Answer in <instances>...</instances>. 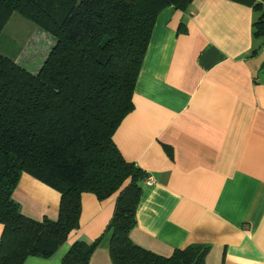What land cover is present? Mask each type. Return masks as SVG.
Wrapping results in <instances>:
<instances>
[{
    "label": "crops",
    "instance_id": "crops-1",
    "mask_svg": "<svg viewBox=\"0 0 264 264\" xmlns=\"http://www.w3.org/2000/svg\"><path fill=\"white\" fill-rule=\"evenodd\" d=\"M264 0H193L157 15L133 91V110L113 142L152 181L142 184L139 246L168 256L209 245L205 264H264ZM258 31V32H256ZM256 32V33H255ZM117 194H81L79 226L49 259L105 232ZM21 212L55 220L60 193L22 173L13 192ZM2 225L0 223V235ZM109 234L88 264H113Z\"/></svg>",
    "mask_w": 264,
    "mask_h": 264
},
{
    "label": "trees",
    "instance_id": "trees-1",
    "mask_svg": "<svg viewBox=\"0 0 264 264\" xmlns=\"http://www.w3.org/2000/svg\"><path fill=\"white\" fill-rule=\"evenodd\" d=\"M192 1L0 0V33L16 12L55 40L36 73L0 53V264L52 258L79 226L83 192L99 200L117 194L113 214L102 236L73 242L61 264H88L107 234L113 264H205L208 244L164 256L131 239L147 173L113 142L133 110L157 15ZM22 173L60 193L55 220L21 212L13 192Z\"/></svg>",
    "mask_w": 264,
    "mask_h": 264
},
{
    "label": "rangeland",
    "instance_id": "rangeland-1",
    "mask_svg": "<svg viewBox=\"0 0 264 264\" xmlns=\"http://www.w3.org/2000/svg\"><path fill=\"white\" fill-rule=\"evenodd\" d=\"M54 42L50 34L14 12L0 33V53L36 73Z\"/></svg>",
    "mask_w": 264,
    "mask_h": 264
},
{
    "label": "built area",
    "instance_id": "built-area-1",
    "mask_svg": "<svg viewBox=\"0 0 264 264\" xmlns=\"http://www.w3.org/2000/svg\"><path fill=\"white\" fill-rule=\"evenodd\" d=\"M152 181V177L147 175V177L145 178V180L143 181L144 183H149Z\"/></svg>",
    "mask_w": 264,
    "mask_h": 264
}]
</instances>
